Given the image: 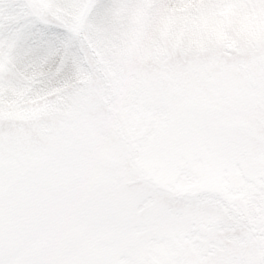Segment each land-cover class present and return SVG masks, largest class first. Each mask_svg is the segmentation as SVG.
<instances>
[{
  "label": "snow or ice",
  "instance_id": "1",
  "mask_svg": "<svg viewBox=\"0 0 264 264\" xmlns=\"http://www.w3.org/2000/svg\"><path fill=\"white\" fill-rule=\"evenodd\" d=\"M0 264H264V0H0Z\"/></svg>",
  "mask_w": 264,
  "mask_h": 264
}]
</instances>
